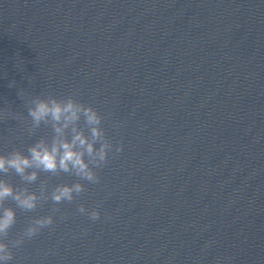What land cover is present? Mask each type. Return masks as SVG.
<instances>
[{
  "label": "clouds",
  "instance_id": "9594fccd",
  "mask_svg": "<svg viewBox=\"0 0 264 264\" xmlns=\"http://www.w3.org/2000/svg\"><path fill=\"white\" fill-rule=\"evenodd\" d=\"M28 115L32 118L34 126H39L42 121L51 119L54 122L56 138L51 145H46L43 141L37 142L28 149V154L24 155L19 151H14L7 156L0 155V173L14 171L23 180L31 183L37 179L35 171L28 172L31 168H37L44 172L65 173L74 172L89 183L99 182V177L95 169L107 163L108 153L112 150V144L104 136V131L100 127L102 116L91 105H84L76 102L72 97L64 100L55 98L49 100H36L34 106L29 108ZM83 116L86 124L91 129V141L82 132L73 128L74 135L70 141L62 139L64 129L80 120ZM99 141V148L94 147ZM122 146L116 148V152H121ZM85 155L90 159L85 160ZM85 191L81 183L71 186H58L52 193L51 199L55 204L62 202L71 203L76 196ZM11 198L16 207L32 212L37 207V196L28 193L27 190L17 191L5 180H0V207ZM78 211L87 215L93 222L100 219L98 210H88L80 205ZM64 218L63 216L61 217ZM16 224V212L13 208L4 207L0 214V264H9L13 260L14 248H19L25 243V239L31 240L37 236L44 228H50L54 224L53 216H43L37 218L23 233L13 240H8L10 230Z\"/></svg>",
  "mask_w": 264,
  "mask_h": 264
}]
</instances>
